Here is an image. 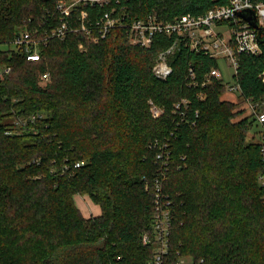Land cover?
<instances>
[{
  "label": "trees",
  "instance_id": "16d2710c",
  "mask_svg": "<svg viewBox=\"0 0 264 264\" xmlns=\"http://www.w3.org/2000/svg\"><path fill=\"white\" fill-rule=\"evenodd\" d=\"M58 1L0 0V43L53 27ZM228 1L121 2L129 22L150 11L164 20L198 15ZM105 9L86 7L90 17ZM260 36V52L237 54L233 76L240 99L252 103L264 99ZM174 39L157 32L150 46L134 45L113 27L97 42L79 31L50 38L35 61L0 49L11 67L0 79V264H148L154 246L141 236L155 203V140L170 153L161 183L171 216L165 263L264 264L262 141L245 140L256 117L234 119V103L220 98L224 82L202 83L218 59L183 41L168 57L171 74L156 78L154 58ZM43 72L49 79L40 85ZM148 99L162 109L158 117ZM181 99L184 120L173 113ZM30 114L34 122L18 124ZM81 193L98 214H81Z\"/></svg>",
  "mask_w": 264,
  "mask_h": 264
},
{
  "label": "built area",
  "instance_id": "2783aa9c",
  "mask_svg": "<svg viewBox=\"0 0 264 264\" xmlns=\"http://www.w3.org/2000/svg\"><path fill=\"white\" fill-rule=\"evenodd\" d=\"M122 0H59L55 3L58 12L59 22L53 27L43 29L38 33V28L24 29L19 31L9 42L4 43L7 48L2 50H14L21 53L27 60H38L40 57V47L48 42L50 38L63 39L69 32L85 33L90 40L97 42L105 37L113 27H123L126 31L128 42L134 45L150 46L155 33H164L167 36L174 35L170 46L159 51L151 72L157 78L165 79L171 74V67L168 57L177 47V41L185 42L190 49L203 51L209 57L218 59L222 57L234 70L233 76L237 73L239 53H249L256 55L261 50L260 42L256 39V29L250 26L249 22L239 17L237 12L243 9H253L256 23L264 26V0H229L225 5L215 6L206 11L193 15L185 13L182 16H175L169 20L161 19L156 12L150 11L138 19L125 22L124 4ZM105 7L96 17H90L86 7ZM76 7H82L78 15L72 16V11ZM225 27V28H223ZM80 49L84 47L78 44ZM11 71L9 65L0 63V79ZM188 77L193 83L194 72L188 71ZM222 81L221 71L218 65L211 68L203 77L202 83H207L212 79ZM48 72L40 75V85L48 81ZM225 91L239 95L240 85L233 79V82L226 83ZM201 97V95H199ZM151 116L158 117L162 112L150 99ZM188 101L181 99L174 103L173 113L179 115V120H184L183 110L186 109ZM183 109V110H182ZM196 114V112H195ZM256 120L264 126V111L255 113ZM35 114H30L26 118L17 119L18 124L27 126L34 122ZM157 146L155 159L158 163L157 170L153 176L152 186L155 188L154 209L151 213L150 227L141 236L144 245L151 243L154 252L149 258L148 264H166L165 257L168 253V239L171 216L168 202L163 201L161 195V183L168 166L170 153L166 142L158 143L157 140L151 143ZM259 155L264 160V140L260 145ZM81 162L76 161L75 166ZM260 184L264 185V168L258 175ZM264 201V195L262 196ZM186 259L179 258L178 263H184Z\"/></svg>",
  "mask_w": 264,
  "mask_h": 264
},
{
  "label": "rangeland",
  "instance_id": "374dc122",
  "mask_svg": "<svg viewBox=\"0 0 264 264\" xmlns=\"http://www.w3.org/2000/svg\"><path fill=\"white\" fill-rule=\"evenodd\" d=\"M225 28V27H223ZM7 48V45L0 43V49ZM218 69L222 74V81L229 83L233 82V72L231 66H229L226 60L222 57L218 58ZM221 99L232 101L234 103V109L238 111V115L234 119L241 118L245 115H249L250 118L255 117V113L259 111H264V99L258 103H252L248 100H242L235 93L224 91L220 95ZM256 119V118H255ZM254 123L251 126V129L247 132L245 140L247 141H262L264 140V126L261 123H258L257 120L253 121ZM260 184V180H258ZM263 185V184H260ZM75 203L78 205L81 214L84 217H89L90 215H96L99 213V206L94 203L87 194H75L74 195Z\"/></svg>",
  "mask_w": 264,
  "mask_h": 264
},
{
  "label": "water",
  "instance_id": "95a60500",
  "mask_svg": "<svg viewBox=\"0 0 264 264\" xmlns=\"http://www.w3.org/2000/svg\"><path fill=\"white\" fill-rule=\"evenodd\" d=\"M239 17L244 18L245 20H247L250 24V26H252L253 28L256 29L257 33H256V38L261 40L263 39V37L260 36L261 32L264 31V26H259L256 23V18H255V12L253 11V9H243L240 12H237Z\"/></svg>",
  "mask_w": 264,
  "mask_h": 264
}]
</instances>
